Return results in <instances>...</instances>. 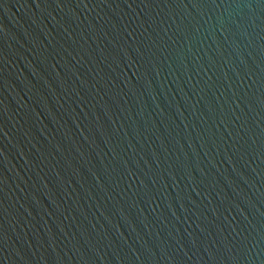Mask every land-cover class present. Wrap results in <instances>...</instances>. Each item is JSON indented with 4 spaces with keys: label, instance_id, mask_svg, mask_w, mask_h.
Segmentation results:
<instances>
[{
    "label": "water",
    "instance_id": "water-1",
    "mask_svg": "<svg viewBox=\"0 0 264 264\" xmlns=\"http://www.w3.org/2000/svg\"><path fill=\"white\" fill-rule=\"evenodd\" d=\"M0 264H264V0H0Z\"/></svg>",
    "mask_w": 264,
    "mask_h": 264
}]
</instances>
